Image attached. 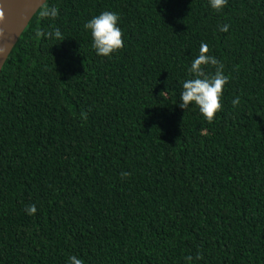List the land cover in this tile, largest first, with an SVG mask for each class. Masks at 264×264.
Listing matches in <instances>:
<instances>
[{
	"label": "trees",
	"instance_id": "16d2710c",
	"mask_svg": "<svg viewBox=\"0 0 264 264\" xmlns=\"http://www.w3.org/2000/svg\"><path fill=\"white\" fill-rule=\"evenodd\" d=\"M0 264H264V0H47L0 73Z\"/></svg>",
	"mask_w": 264,
	"mask_h": 264
},
{
	"label": "water",
	"instance_id": "95a60500",
	"mask_svg": "<svg viewBox=\"0 0 264 264\" xmlns=\"http://www.w3.org/2000/svg\"><path fill=\"white\" fill-rule=\"evenodd\" d=\"M47 0H0V73L22 33Z\"/></svg>",
	"mask_w": 264,
	"mask_h": 264
}]
</instances>
